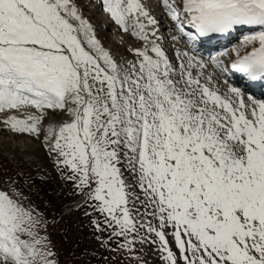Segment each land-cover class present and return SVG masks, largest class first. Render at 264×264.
Here are the masks:
<instances>
[{
    "label": "snow or ice",
    "instance_id": "obj_1",
    "mask_svg": "<svg viewBox=\"0 0 264 264\" xmlns=\"http://www.w3.org/2000/svg\"><path fill=\"white\" fill-rule=\"evenodd\" d=\"M162 3L193 51L202 38L241 31L250 51L238 47L230 69L264 81V0ZM103 4L151 45L136 49L128 67L100 45L75 0H0V112H40L5 124L39 138L46 110L65 113L48 127L46 146L101 214L96 229L123 239L118 248L133 252L139 237L158 243L166 264H264V99L246 102L239 87L221 94L202 83L208 64L188 52L174 66L150 39L157 21L140 0ZM46 227L22 190L0 189V264H59Z\"/></svg>",
    "mask_w": 264,
    "mask_h": 264
},
{
    "label": "rangeland",
    "instance_id": "obj_2",
    "mask_svg": "<svg viewBox=\"0 0 264 264\" xmlns=\"http://www.w3.org/2000/svg\"><path fill=\"white\" fill-rule=\"evenodd\" d=\"M153 1L140 0L150 16L157 21V25L154 26L156 35L154 37L150 35V39L157 41L162 49L167 48L164 51L170 56L172 55L170 49H174L176 45L175 50L180 60H174V57L170 60L174 66L178 67L182 61L186 63L187 59H184L185 57L182 55L183 49L178 39L172 37L174 29L165 30V33L161 34L164 24L159 23L157 17L164 10L162 8L158 10ZM75 2L83 18L91 24L95 38L118 64L128 67L129 62L138 61L139 58L136 56L135 50L148 46V42L146 43L133 35L131 27L128 31H124L120 25L114 24L115 20L112 17L108 18L109 14H106L104 6L96 8L99 3L92 2V0H75ZM120 29L122 30L120 31ZM235 43L233 46L236 48L231 51V55L238 47L242 51L246 50L241 47L242 43L237 45ZM150 46L149 44L148 47ZM150 55L154 56L155 54L150 53ZM173 56L178 58L176 54ZM191 71L193 75H199L201 69L193 68ZM204 71L206 76L207 73L212 75V72L207 68ZM205 73L200 77L202 83L207 80ZM203 77L205 78L204 82ZM210 85L208 84L209 87H211ZM25 108H28L26 111L29 114L20 113L19 110L0 112V189L22 190L26 196L31 198L33 206L45 215L47 227L46 229L41 228L40 231L42 235L46 234L50 238L51 246L56 252L55 258L59 264H166L162 258L163 254L158 250V243L147 241L141 243L138 237L134 245L135 250L129 252L127 248H118V240L122 243V238L108 240V231L96 229L93 220L100 221L101 227H104L101 214L94 212L88 204L83 203V197L74 191L72 182L63 178L60 168L56 164L55 154L50 153L46 146L45 135L48 127L50 125L58 127L68 117L59 110H46L47 115L41 124V135L37 138L28 133L15 132L5 124V121L11 116L24 119L30 115L40 114L37 109L30 111L29 107ZM125 177L129 183H134V178L127 171H125ZM135 190L143 200L142 192L138 188ZM135 207L139 208L141 212L144 211L140 201L136 202ZM86 212L91 215H85ZM156 224L157 222L153 220V225ZM166 231L169 233L168 238L171 243L170 231ZM144 235V230L141 229L140 236ZM151 239H156L154 234ZM173 250L176 251L174 244Z\"/></svg>",
    "mask_w": 264,
    "mask_h": 264
},
{
    "label": "bare ground",
    "instance_id": "obj_3",
    "mask_svg": "<svg viewBox=\"0 0 264 264\" xmlns=\"http://www.w3.org/2000/svg\"><path fill=\"white\" fill-rule=\"evenodd\" d=\"M97 1H99V0H97ZM103 1V0H102ZM102 4V2H100V5ZM96 11V10H95ZM97 12V11H96ZM107 14V13H106ZM164 19H168V21H167V23H171V22H173V20L172 19H170V17L167 15V14H161L160 16H159V20H161L160 22L163 24V23H165L164 22ZM171 21V22H170ZM170 27L169 26H165V24L163 25V27H162V31H161V34H163L162 32H164L165 33V30L166 29H169ZM147 43V42H146ZM137 44H138V42H137ZM148 46H149V44H147ZM143 46V45H142ZM140 47V46H139ZM182 47V46H181ZM213 65H208V70L210 71V70H212L213 69ZM215 68V67H214ZM204 73H205V71H204ZM214 73H212V75H211V73L210 74H208L207 73V76L208 75H210L209 77H212L211 78V80H206V82L205 83H207V84H211L210 86L211 87H215V89H218V91L221 93V94H225V93H227L228 92V89L231 87V85H228V83H230V84H232V85H234V86H236L235 85V83H238L239 81L238 80H236V79H234V78H230L229 76H225V80L228 82L227 84H225V83H223L220 79H217V77H215V75H213ZM205 76H206V73H205ZM206 76V77H207ZM204 78V77H203ZM205 81V78H204V80H203V82ZM202 82V81H201ZM234 83V84H233ZM213 85V86H212ZM213 87V88H214ZM244 98H245V101L247 102V97H246V95L244 94ZM26 110H28V108L26 109V108H21V109H19V111H20V113L22 112L23 114H29L28 113V111H26ZM29 110L30 111H36V109L35 108H32V107H29ZM9 111V110H8ZM4 113H5V111H4ZM34 113V112H33ZM36 113V112H35ZM9 114V113H8ZM2 115V114H1ZM25 118V117H24Z\"/></svg>",
    "mask_w": 264,
    "mask_h": 264
}]
</instances>
